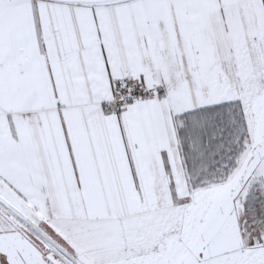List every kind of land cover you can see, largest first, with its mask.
Instances as JSON below:
<instances>
[{
	"label": "snow or ice",
	"instance_id": "6c2138e0",
	"mask_svg": "<svg viewBox=\"0 0 264 264\" xmlns=\"http://www.w3.org/2000/svg\"><path fill=\"white\" fill-rule=\"evenodd\" d=\"M0 264H264V0H0Z\"/></svg>",
	"mask_w": 264,
	"mask_h": 264
}]
</instances>
